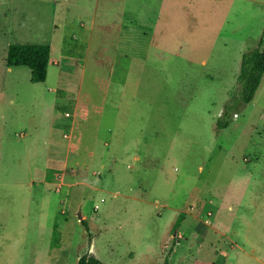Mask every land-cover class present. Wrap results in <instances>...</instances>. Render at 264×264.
<instances>
[{
    "label": "rangeland",
    "instance_id": "374dc122",
    "mask_svg": "<svg viewBox=\"0 0 264 264\" xmlns=\"http://www.w3.org/2000/svg\"><path fill=\"white\" fill-rule=\"evenodd\" d=\"M263 30L264 0H0V264H264V73L215 128ZM8 44L71 62L31 83Z\"/></svg>",
    "mask_w": 264,
    "mask_h": 264
},
{
    "label": "trees",
    "instance_id": "16d2710c",
    "mask_svg": "<svg viewBox=\"0 0 264 264\" xmlns=\"http://www.w3.org/2000/svg\"><path fill=\"white\" fill-rule=\"evenodd\" d=\"M49 60V46L46 44H8L5 52V65L7 67L24 66L29 71L31 83H41L45 80ZM264 73V30L262 31L255 47L240 54L238 69L235 75L236 87L230 93L223 104L221 112L216 120L215 128L224 129L232 114L248 104ZM183 213H179L171 227L176 229L183 219ZM88 236V229L83 220L79 221ZM55 225H53L52 238L55 237ZM74 264H101L91 255H80ZM166 264V261L163 262Z\"/></svg>",
    "mask_w": 264,
    "mask_h": 264
},
{
    "label": "crops",
    "instance_id": "0c3cea01",
    "mask_svg": "<svg viewBox=\"0 0 264 264\" xmlns=\"http://www.w3.org/2000/svg\"><path fill=\"white\" fill-rule=\"evenodd\" d=\"M88 44H89V42H88V36H87V39H86V41L83 44V48L85 50H86V48H88ZM66 53H68V52L67 51H60L59 54H58V57L56 58V60H51L50 57H49L48 63H52V64H55L57 66L61 65V66L65 67L67 64H69L71 62L70 60L72 58V57L66 56ZM109 143L110 142H109V139H108V140H105V142H103V145L106 146V145H109ZM133 159H137V157L133 156ZM57 179H58L57 187L59 185H63L62 184L63 177H58Z\"/></svg>",
    "mask_w": 264,
    "mask_h": 264
},
{
    "label": "water",
    "instance_id": "95a60500",
    "mask_svg": "<svg viewBox=\"0 0 264 264\" xmlns=\"http://www.w3.org/2000/svg\"><path fill=\"white\" fill-rule=\"evenodd\" d=\"M172 235L175 236V231H173Z\"/></svg>",
    "mask_w": 264,
    "mask_h": 264
},
{
    "label": "built area",
    "instance_id": "2783aa9c",
    "mask_svg": "<svg viewBox=\"0 0 264 264\" xmlns=\"http://www.w3.org/2000/svg\"><path fill=\"white\" fill-rule=\"evenodd\" d=\"M66 115V114H65Z\"/></svg>",
    "mask_w": 264,
    "mask_h": 264
}]
</instances>
